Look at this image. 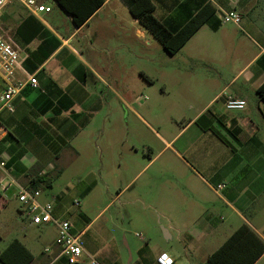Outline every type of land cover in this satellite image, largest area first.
I'll return each mask as SVG.
<instances>
[{
	"label": "crops",
	"instance_id": "crops-1",
	"mask_svg": "<svg viewBox=\"0 0 264 264\" xmlns=\"http://www.w3.org/2000/svg\"><path fill=\"white\" fill-rule=\"evenodd\" d=\"M14 1L0 20V30L19 52L21 69L37 77L39 88L24 90L13 102L14 112L0 110L8 133L0 150L11 156L0 180L31 189L32 177L49 173L53 153L59 158L65 147L73 150L70 142L82 133L114 130L120 117L127 122L133 115L155 131L128 101L130 67L150 81L154 76L138 66L146 58L140 46L151 42L144 41L148 32L138 19L120 12L117 1L125 0H105L81 27L55 0L54 6L40 0L56 10L55 18L22 10ZM152 1L156 17L173 31L204 6L214 9L209 22L178 53L166 52L181 58L182 65L174 66L171 76L194 94L187 122L170 139L158 134L172 149L174 166L185 171L171 174L168 198L154 199V206H164L171 214L167 237L173 239L175 230L183 247L172 248L169 254L176 264L182 252L186 263L204 264L240 233L233 255L247 264L264 250V100L258 94L264 85V0ZM231 10L241 14V24H233L235 31L224 37L213 36L224 31L220 13ZM225 92L245 100L246 109L227 110ZM16 135L25 137L34 152L28 162L15 151ZM88 145L91 148L90 143L82 147ZM74 154L81 153L74 149ZM34 166L41 171L31 175ZM54 214L67 218L56 207ZM73 225L84 234L86 229ZM57 249L47 257L34 255L31 264H51ZM85 250L91 254L86 246ZM252 264H264V251Z\"/></svg>",
	"mask_w": 264,
	"mask_h": 264
},
{
	"label": "rangeland",
	"instance_id": "rangeland-1",
	"mask_svg": "<svg viewBox=\"0 0 264 264\" xmlns=\"http://www.w3.org/2000/svg\"><path fill=\"white\" fill-rule=\"evenodd\" d=\"M46 2L54 6L52 0ZM117 2L120 12L131 19L126 2ZM13 5L25 9L19 0ZM55 13L54 9L48 17H54ZM220 27H224V31L218 35L212 33L213 36L224 37L226 32L236 29L232 23H223ZM85 32L88 33V29ZM147 36L144 41L151 43L150 46L139 45L140 49L144 48L146 58L145 63L138 66L154 78L150 81L130 67L127 94L131 107L155 131L131 115L127 122L120 117L114 130L101 128L80 134L70 145L81 154L76 155L74 149L67 147L59 158L53 153L52 168L48 172L54 182L41 189L43 203H53L80 230L86 229L82 236L85 246L102 264H156L154 256L158 253L183 248L178 244L175 230H172L173 239L166 235V230L170 232L171 214L163 204V207L154 206L155 196H161L162 200L165 196L168 198L171 174L185 172L174 166L176 157L158 134L170 139L176 129L187 122L192 115L189 101L194 94L171 76V69L182 65L181 58L168 55L151 33ZM132 41L130 39V44H134ZM104 114L98 116L99 122ZM15 137V151L25 155L28 162L33 150L25 137ZM85 143L92 144L91 148L89 145L83 148ZM39 167L34 166L29 174L41 171ZM58 171L60 174L56 177ZM21 177L24 179L23 175ZM0 192L3 197L0 201V253L14 239L23 242L37 258L47 257L57 249L56 227L31 224L14 185L6 192L0 187ZM77 202L80 206L75 205ZM47 249L51 253H47ZM182 254L179 264H189L184 252Z\"/></svg>",
	"mask_w": 264,
	"mask_h": 264
},
{
	"label": "built area",
	"instance_id": "built-area-1",
	"mask_svg": "<svg viewBox=\"0 0 264 264\" xmlns=\"http://www.w3.org/2000/svg\"><path fill=\"white\" fill-rule=\"evenodd\" d=\"M11 0H0V20ZM26 9L32 14L51 13L52 8L40 0H22ZM221 23H232L240 25L241 14L236 10L220 13ZM36 90L39 82L34 74H29L21 69L19 52L8 41L7 37L0 31V110L7 109L14 112V100L26 89ZM225 106L227 110L243 111L247 102L242 99L228 95ZM7 128L0 119V148L7 137ZM11 156L0 150V172H6ZM3 192L9 190L15 181L6 178L0 180ZM220 186L219 188H223ZM17 197L24 210L27 211L31 222L35 225H53L57 229L56 245L59 249L58 255L51 264H102L98 258L85 250L83 233L76 232L70 219L56 217L53 203L41 201V190H32L18 186ZM80 206V203H75ZM47 252L51 253L50 249ZM64 262V263H62ZM156 264H176L174 258L167 252H161L156 258Z\"/></svg>",
	"mask_w": 264,
	"mask_h": 264
},
{
	"label": "trees",
	"instance_id": "trees-1",
	"mask_svg": "<svg viewBox=\"0 0 264 264\" xmlns=\"http://www.w3.org/2000/svg\"><path fill=\"white\" fill-rule=\"evenodd\" d=\"M55 1L64 11L70 15L72 23L76 27H81L84 25L90 19V17L105 3V0ZM125 2L131 15L138 19L141 26L151 33L162 44L167 53L171 55L178 53L189 41V39L204 24L209 22V17L214 13V9L210 5H206L196 15L192 16L179 30L173 31L156 17V7L152 0H125ZM213 29H217V27L213 26ZM30 69L34 70V68ZM258 94L260 98L264 100V85L258 90ZM201 120L202 118L199 119L197 123L201 124ZM59 174L60 171H58L56 177ZM53 182L54 177H49V173L36 175L30 180V188L32 190H41L43 187L52 186ZM1 199L2 194L0 192V201ZM239 236L240 233H237L221 249L213 253L204 264H240V262H238L239 260L233 255L235 251L234 241ZM263 251L264 250L262 249L256 255L255 259L260 257ZM34 258V254L19 239H14L0 253V262L2 264H31ZM255 259L251 260L247 264H252Z\"/></svg>",
	"mask_w": 264,
	"mask_h": 264
},
{
	"label": "water",
	"instance_id": "water-1",
	"mask_svg": "<svg viewBox=\"0 0 264 264\" xmlns=\"http://www.w3.org/2000/svg\"><path fill=\"white\" fill-rule=\"evenodd\" d=\"M166 234H167V230H166Z\"/></svg>",
	"mask_w": 264,
	"mask_h": 264
}]
</instances>
